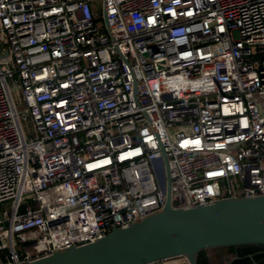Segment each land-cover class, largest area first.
Instances as JSON below:
<instances>
[{
    "label": "built area",
    "instance_id": "obj_1",
    "mask_svg": "<svg viewBox=\"0 0 264 264\" xmlns=\"http://www.w3.org/2000/svg\"><path fill=\"white\" fill-rule=\"evenodd\" d=\"M166 161L181 208L264 196V0H0V264L161 211Z\"/></svg>",
    "mask_w": 264,
    "mask_h": 264
},
{
    "label": "water",
    "instance_id": "obj_2",
    "mask_svg": "<svg viewBox=\"0 0 264 264\" xmlns=\"http://www.w3.org/2000/svg\"><path fill=\"white\" fill-rule=\"evenodd\" d=\"M165 177L167 202L161 211L128 228H114L96 242L20 264H164L174 258L198 264L204 250L264 245V196L181 208L172 202L167 161Z\"/></svg>",
    "mask_w": 264,
    "mask_h": 264
},
{
    "label": "trees",
    "instance_id": "obj_3",
    "mask_svg": "<svg viewBox=\"0 0 264 264\" xmlns=\"http://www.w3.org/2000/svg\"><path fill=\"white\" fill-rule=\"evenodd\" d=\"M219 254L220 262L217 264H264V245L231 246L202 251L198 264H212L210 252Z\"/></svg>",
    "mask_w": 264,
    "mask_h": 264
},
{
    "label": "rangeland",
    "instance_id": "obj_4",
    "mask_svg": "<svg viewBox=\"0 0 264 264\" xmlns=\"http://www.w3.org/2000/svg\"><path fill=\"white\" fill-rule=\"evenodd\" d=\"M100 6L102 7V3H100ZM174 130H172V132H173ZM238 187V185H237V182L236 181H233L232 182V188L235 190V193L237 194V195H239V189L237 188ZM224 195L225 196H228L229 195V193H228V190L230 189V187H229V184L228 185H225L224 186ZM36 206H34V208H35ZM209 257H210V259H211V263L212 264H217V263H219L220 262V260H219V254L218 253H216V252H210L209 253ZM171 260H173V259H171ZM175 261V260H174Z\"/></svg>",
    "mask_w": 264,
    "mask_h": 264
},
{
    "label": "crops",
    "instance_id": "obj_5",
    "mask_svg": "<svg viewBox=\"0 0 264 264\" xmlns=\"http://www.w3.org/2000/svg\"><path fill=\"white\" fill-rule=\"evenodd\" d=\"M164 264H188V262L183 258H174L173 260L165 261Z\"/></svg>",
    "mask_w": 264,
    "mask_h": 264
}]
</instances>
